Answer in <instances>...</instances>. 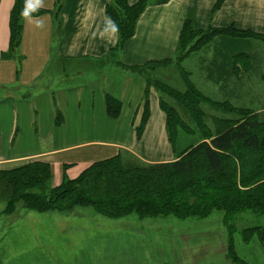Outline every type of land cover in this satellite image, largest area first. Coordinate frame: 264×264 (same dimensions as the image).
I'll return each mask as SVG.
<instances>
[{"label": "crops", "instance_id": "1", "mask_svg": "<svg viewBox=\"0 0 264 264\" xmlns=\"http://www.w3.org/2000/svg\"><path fill=\"white\" fill-rule=\"evenodd\" d=\"M113 2L64 0L59 11L56 0H41L38 9L47 13L24 19L21 47L11 56L15 0H0V171L48 164L51 187L57 188L118 155L133 165L175 162L183 149L170 142L167 116L154 88L149 94L150 117L138 139L147 83L124 71L120 63L135 67L176 59L186 21L197 31L235 27L264 34V0H151L134 37L117 53L119 34L107 17ZM138 2L128 0L130 6ZM217 39L222 52L210 56L203 69L193 60L197 52L182 66L207 97L243 107V97L252 90L249 79L255 78L251 71L239 74L233 69V58L244 51H226L235 52L243 41ZM263 75L255 79L261 84L254 91H264ZM197 82L213 84L203 91ZM31 89L29 98L25 92ZM107 94L122 104L118 119L108 115Z\"/></svg>", "mask_w": 264, "mask_h": 264}, {"label": "trees", "instance_id": "2", "mask_svg": "<svg viewBox=\"0 0 264 264\" xmlns=\"http://www.w3.org/2000/svg\"><path fill=\"white\" fill-rule=\"evenodd\" d=\"M56 1L60 11L64 0ZM150 4L151 0H139L130 6L128 0H114L108 6L107 17L119 34L117 53H121L134 37L139 19ZM24 6L25 0H15L11 12V56L18 54L22 44L24 18L20 13ZM45 13L47 11L38 9L30 17ZM196 37L199 38L194 41ZM220 37L264 44V34L240 31L235 27L197 31L190 21H186L181 34V54L176 59L135 67L119 65L147 83L144 118L137 131L139 140L150 117L149 94L154 88L167 116V130L173 147L177 148V138L182 133L198 135L192 122L202 136L201 143L189 147L186 152L183 150L175 162L166 164L133 165L125 163L118 155L92 165L78 179L66 180L57 188L51 187L52 171L48 164L35 162L0 171V201H5L6 206L1 217L11 218L20 209L40 214H64L80 207L91 208L97 215L112 220L130 216L141 220H204L214 212H220L224 213V224L230 236V258L236 264H250L236 253L233 237L237 228L233 224L245 213L264 217V119L251 109L210 99L194 85L189 72L182 66L189 55L203 50ZM233 59V69L239 74L252 71L249 54L241 52ZM173 66H176L184 90L160 77H168L166 72ZM205 104L229 117H215L214 128H211L202 107ZM107 111L113 119H118L122 111L121 102L110 94H107ZM242 235L246 244L258 239L264 245V225L244 229Z\"/></svg>", "mask_w": 264, "mask_h": 264}, {"label": "rangeland", "instance_id": "3", "mask_svg": "<svg viewBox=\"0 0 264 264\" xmlns=\"http://www.w3.org/2000/svg\"><path fill=\"white\" fill-rule=\"evenodd\" d=\"M218 40L193 56L195 63L202 69L210 56H214L216 51L222 52L217 47L221 42ZM238 44L240 47L238 45L235 52L230 49L226 51L231 54L238 51L249 54L252 77L259 80L264 72V44L260 41ZM166 73L168 77H160L168 80L173 87L184 90L176 66L169 68ZM262 78L264 80V75ZM255 79H249L252 90L243 97L245 107L241 108L251 109L259 114L260 119H264V112H259L264 111V91L253 90L257 84H261V81L256 83ZM197 84L205 91L213 83ZM215 88L218 86L215 85ZM32 93L31 89L25 95L31 98ZM202 107L211 128H214L215 117H229L211 105ZM192 124L198 135H179L177 150L185 151L202 142L196 125ZM5 207V201H0V264H236L229 255L230 236L224 224V213L220 212H214L204 220H141L136 216L112 220L97 215L91 208L80 207L64 214H40L20 209L13 217L2 218ZM233 225L237 228L233 237L237 255L247 263L264 264V245L258 239L246 244L242 235L244 229L263 226L264 217L245 213Z\"/></svg>", "mask_w": 264, "mask_h": 264}, {"label": "clouds", "instance_id": "4", "mask_svg": "<svg viewBox=\"0 0 264 264\" xmlns=\"http://www.w3.org/2000/svg\"><path fill=\"white\" fill-rule=\"evenodd\" d=\"M41 0H25V6L21 10V17L24 19H29L31 14L38 10Z\"/></svg>", "mask_w": 264, "mask_h": 264}]
</instances>
